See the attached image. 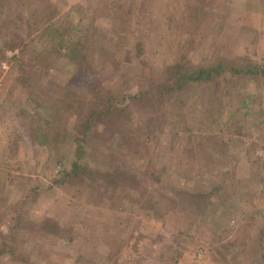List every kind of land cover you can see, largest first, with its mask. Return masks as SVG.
I'll use <instances>...</instances> for the list:
<instances>
[{
	"label": "rangeland",
	"instance_id": "374dc122",
	"mask_svg": "<svg viewBox=\"0 0 264 264\" xmlns=\"http://www.w3.org/2000/svg\"><path fill=\"white\" fill-rule=\"evenodd\" d=\"M5 1L0 196L11 205L0 249L16 243L22 255L0 264H264V76L228 72L178 96H151L173 84L166 69L177 61H264V0ZM94 83L125 111L89 139L81 161L131 178L53 185L75 159L74 107L102 106ZM32 91L53 108L77 103L53 120L54 110L27 99ZM141 92L150 95L133 101ZM21 108L40 114L43 149L21 139ZM142 117L145 125L134 121ZM120 128L148 132L141 144ZM17 216L34 226L24 230Z\"/></svg>",
	"mask_w": 264,
	"mask_h": 264
},
{
	"label": "trees",
	"instance_id": "16d2710c",
	"mask_svg": "<svg viewBox=\"0 0 264 264\" xmlns=\"http://www.w3.org/2000/svg\"><path fill=\"white\" fill-rule=\"evenodd\" d=\"M5 0H0V17L5 12ZM4 17V14L2 15ZM5 23L8 21L4 20ZM57 29V28H56ZM65 39L63 38L62 44H60L63 48ZM67 47H70L68 45ZM66 47V48H67ZM74 54H76L75 63L77 64H84L85 62V56L78 52V48L73 49ZM79 54V55H78ZM167 74L168 79L167 81L172 80V85L165 86L166 88L159 90L158 95H151L152 97L156 98H162L165 99L167 97H174L178 96L183 88L187 87V85L191 84H212L217 77H221L223 74H226L228 72L231 73V75H243V74H251V75H258L261 74L264 76V61H251V59H243L242 57L238 56L237 58H229V57H223V56H217L210 60L209 63H199L190 66L186 60L184 61H177L176 63L170 65L167 67ZM97 84H93V92H96L97 95L100 97L99 102H102L101 107H94L93 105H82V106H76L74 107L75 111V120L72 125V133L71 138L75 143V149H74V155L75 159L70 163L69 167H67L65 164H63V167L59 168L57 173L55 174V177L53 178L52 184H60L64 186L67 182L73 184L76 181L84 182L85 179H91L93 180H106L107 182H113L117 179V177L121 176L124 178H131V175L128 172L125 171H119L118 169H114L112 171H102L101 169H98L96 167H92L88 162H82V158L86 155V145L89 142V139L92 138H100L102 135H104V129H107L108 126H113L109 124V121L115 118H120V116L124 113L125 108L120 107V109H117V101L115 100L114 96H108L103 95L101 92L96 91ZM33 92V91H32ZM56 93V92H55ZM36 92H33L32 96L29 95L27 99L30 100H37L40 105L44 107L45 109L54 110L52 115H50V118H53V120L59 115L58 109L62 107V109H70L72 106H74L77 102L76 100L72 99H66L65 101H58L55 102L56 108H53L54 102L51 105H48L46 103V100L48 98L45 97H39V95H34ZM149 93H139L137 95H132L131 98L133 101H141L144 100L147 96H149ZM83 99H87V93L82 94ZM153 99V98H152ZM45 101V103H44ZM73 101V102H72ZM47 104V105H46ZM61 106V107H60ZM17 116H22L24 119L17 124V127L20 129V136L21 139H24L27 141L28 144L32 145L34 149L38 147H42L45 144L49 143V137L48 134L44 132L46 128L44 126H41L36 122L35 120L40 119L41 116L39 113H28L23 108H21L18 112H16ZM28 115L31 117L29 118ZM129 115L136 117L134 114H126V117L128 118ZM122 117V116H121ZM138 117V116H137ZM19 119V117H18ZM131 121V117L128 118ZM135 122H138L139 125H145V117H142L138 120H134ZM133 122V123H135ZM113 124V123H112ZM25 125L32 127L31 132H29ZM100 131V133L97 132ZM28 131V132H27ZM106 131V130H105ZM123 138V140H126L127 142L134 141L135 143H141L140 137L143 135L144 132H148V130L142 131V132H136V133H126L124 129L118 130ZM122 140V141H123ZM59 148V147H58ZM64 158L66 157H60L59 162L61 163L64 161ZM50 186V185H49ZM42 187L40 185L35 186L32 191L35 194L38 195L40 193V189ZM133 190V189H131ZM30 196L27 195L26 198L28 199ZM10 204L9 201H7V197L0 196V222L3 218V216L7 213L6 207H8ZM13 217V216H12ZM11 217V218H12ZM18 220L17 225L23 228L24 230H29L30 227L27 226L26 223H30V225L34 226V222L32 220H27L26 223L23 222V220L19 219V216L16 217ZM17 225H13L12 228H17ZM38 226V225H36ZM18 251L17 244L10 243L6 244V248L0 249V256H6L8 255L9 259H17L22 254Z\"/></svg>",
	"mask_w": 264,
	"mask_h": 264
}]
</instances>
